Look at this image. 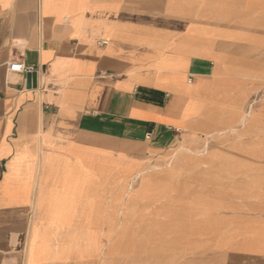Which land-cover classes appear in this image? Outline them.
Returning a JSON list of instances; mask_svg holds the SVG:
<instances>
[{
	"label": "crops",
	"instance_id": "crops-1",
	"mask_svg": "<svg viewBox=\"0 0 264 264\" xmlns=\"http://www.w3.org/2000/svg\"><path fill=\"white\" fill-rule=\"evenodd\" d=\"M232 2L0 0V264H108L121 187L153 195L121 176L123 144L179 136L213 139L180 191L211 234L224 221L220 248L264 249V31L235 27Z\"/></svg>",
	"mask_w": 264,
	"mask_h": 264
},
{
	"label": "rangeland",
	"instance_id": "rangeland-1",
	"mask_svg": "<svg viewBox=\"0 0 264 264\" xmlns=\"http://www.w3.org/2000/svg\"><path fill=\"white\" fill-rule=\"evenodd\" d=\"M213 1H233L230 5L235 20H245L244 25L234 21L235 27L248 28L251 33L264 31V0ZM191 139L179 136L170 147L159 150H152L147 142L123 144L127 151L123 157L138 163L134 169L124 166L121 176L132 183L130 189L138 183L141 192L145 188L142 184L151 178L146 186L153 195L150 199L123 195L121 187V228L107 237L108 264H264V249L250 252L220 248L226 244L215 233L224 221L214 219L211 234L207 223L210 217L203 210L205 199L180 191L194 188L184 187V178L206 177L201 168L213 161V139ZM203 145L210 148L202 150ZM181 148L188 150L178 154ZM179 155L181 161L176 164ZM167 171L172 173L164 175ZM163 178L168 180L166 185H162Z\"/></svg>",
	"mask_w": 264,
	"mask_h": 264
},
{
	"label": "built area",
	"instance_id": "built-area-1",
	"mask_svg": "<svg viewBox=\"0 0 264 264\" xmlns=\"http://www.w3.org/2000/svg\"><path fill=\"white\" fill-rule=\"evenodd\" d=\"M7 66L11 72H32L34 70L33 67L26 66L20 60H11L7 63Z\"/></svg>",
	"mask_w": 264,
	"mask_h": 264
},
{
	"label": "water",
	"instance_id": "water-1",
	"mask_svg": "<svg viewBox=\"0 0 264 264\" xmlns=\"http://www.w3.org/2000/svg\"><path fill=\"white\" fill-rule=\"evenodd\" d=\"M27 86L35 87L36 86V72L27 74Z\"/></svg>",
	"mask_w": 264,
	"mask_h": 264
}]
</instances>
